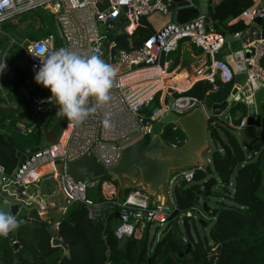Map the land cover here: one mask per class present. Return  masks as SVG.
Masks as SVG:
<instances>
[{
  "label": "trees",
  "instance_id": "trees-1",
  "mask_svg": "<svg viewBox=\"0 0 264 264\" xmlns=\"http://www.w3.org/2000/svg\"><path fill=\"white\" fill-rule=\"evenodd\" d=\"M250 6V0H220L214 7L217 21L212 24V30L222 36L244 32L247 26L240 20L231 25L227 22L238 18ZM19 15L22 20L27 19L24 18L26 16L29 18L31 26L26 34L29 41L56 36L53 16L43 8ZM34 23L37 28H34ZM125 23L126 19L121 15L109 34L117 49L136 50L154 33L145 17L140 18L130 34L123 29ZM15 27L6 22L0 39V50L3 51L0 52L5 54L6 63L0 74V84L11 96H16L30 79L26 65L22 67L19 64L25 60L24 48L12 40V44H8L11 38L8 31ZM214 85L217 86L216 91L212 90ZM230 90L231 83L222 84L215 76L212 81H197L187 91L174 94V97L193 98L209 107L223 102ZM159 97L160 94H157L153 102L141 110L145 118H148L150 110L159 107ZM27 103L15 108L25 109ZM246 112V106L237 103L226 119L215 118L211 120L214 125H209L215 144L210 158L212 175L221 180L224 192H212L210 195L229 201L228 204L217 203L218 206L211 209L214 221L209 232L210 240L190 237L189 228L192 224L195 229L196 225L193 218L185 216V213L199 208L203 195L201 183L207 178L206 172H196L192 183L181 182L172 189L175 208L179 216H183L184 236L191 245L188 253H185L187 246L182 239L178 217L163 227L155 225L151 228L153 224H145L138 238L116 239L114 230L119 208L101 194L102 182L112 180L105 176L92 181L93 185L86 192L87 199L107 205L97 218H88L85 205L75 202L60 216L57 230L51 229L48 220H29V223L13 230L11 239L0 237V264H264V144L247 151L234 134ZM0 115V166L6 175H11L28 150L48 144L45 143L43 129H49L55 117L37 116V126L23 123L25 129L19 132L16 129L19 121L13 114L0 112ZM256 126L264 134L261 118L256 119ZM221 131L223 137L219 134ZM161 139L169 146H180L185 136L171 124L163 128ZM112 181L118 191L115 201L122 203L130 192L138 191L131 188L122 191L117 182ZM231 184L232 190H229ZM53 238H59L67 249L52 246Z\"/></svg>",
  "mask_w": 264,
  "mask_h": 264
},
{
  "label": "built area",
  "instance_id": "built-area-1",
  "mask_svg": "<svg viewBox=\"0 0 264 264\" xmlns=\"http://www.w3.org/2000/svg\"><path fill=\"white\" fill-rule=\"evenodd\" d=\"M36 8H43L53 16L56 36L48 35L38 41H31L24 49L25 65L32 82L35 83V72L46 55L61 48L82 56L90 55L98 49L101 58L113 65L117 72L107 101L97 104L95 98H90V105H97L94 113L79 123L67 121L55 142L21 160L11 175H6L0 166V187L16 198L19 209L35 210L40 219L47 220V214L54 209L60 208L64 213L75 202L83 203L88 218L94 219L107 205L87 199L86 192L93 183H75L66 173L57 174L55 165L61 164L65 169L68 163L83 156H91L107 169L117 162L123 148L138 139H148L152 125L165 114L173 112L183 115L194 108H201L206 113V105L202 102L189 97H174V94H182L185 90L175 85L169 87L165 81L167 72L161 59L175 51L180 41L187 40L201 49L209 60L208 68L222 84L232 83L235 73L228 63L216 57L223 46V37L211 29L207 31L203 20L187 25H164L136 50L116 48L115 42L109 38L114 22L121 15L124 16L126 23L123 29L130 34L140 18L155 12L168 15V5L163 0H0V26L7 19ZM238 18L247 26L245 32L249 34L242 51H252L251 55L240 61L246 81L256 85L255 88H264V38L259 29L250 30L256 19L264 20V0L255 1ZM4 56H0V62H4ZM206 69L204 67L198 73L202 80L212 81L214 77ZM38 86L41 92L44 87ZM212 90L216 91L217 86L214 85ZM157 94H160V105L150 110L148 118H145L141 110L153 102ZM48 97L40 93L39 96L29 98L25 109L35 118L40 115L56 117V101H49ZM105 118L109 120L107 126L102 123ZM244 127L245 119H242L236 129ZM16 129L22 132L24 124L19 122ZM196 172H205V169L198 165L172 175L169 207L164 206L161 200L157 205L150 206L137 200L135 203L129 202L130 196L140 194L139 190L131 193L122 203L115 201L117 187L112 180L103 181L102 196L119 208L118 223L114 230L116 239L138 238L145 224L165 226L175 208L172 200L173 186L181 182L192 183ZM37 174L58 178L59 194L63 198L61 206L53 200L38 196L26 199L16 197L15 190L21 188L20 195L23 197L25 189L32 183L29 176ZM194 211L198 212V209H192L185 216L192 218ZM53 225V229L57 230L58 222Z\"/></svg>",
  "mask_w": 264,
  "mask_h": 264
},
{
  "label": "water",
  "instance_id": "water-1",
  "mask_svg": "<svg viewBox=\"0 0 264 264\" xmlns=\"http://www.w3.org/2000/svg\"><path fill=\"white\" fill-rule=\"evenodd\" d=\"M168 5L169 19L165 25H187L203 20L206 30H212V24L217 21V17L213 12V0H163ZM255 25L260 30V35L264 38V20L256 19ZM213 31V30H212ZM214 32V31H213ZM215 33V32H214ZM242 34L239 35V37ZM222 50L225 49L229 42L236 41L238 37L225 36ZM246 56L251 55L252 51L247 50ZM239 87V86H238ZM238 87H234L229 96L220 103H213L209 107L206 106V113L201 108L177 115L169 112L160 117L151 127V135L147 141L138 139L129 144L121 151L117 162L111 167L105 169L98 164L91 156H83L66 165L56 164L55 170L57 174L66 173L75 183H89L94 180L101 179L105 176L116 181L118 188L122 191L127 188H140L144 194L152 201V205H157L160 200L164 206L170 205V178L172 175L183 169L201 165L204 167L208 179L201 183L203 191L202 199H207L212 192V188L218 184L217 177L212 175V168L206 156L210 151L209 139L211 132L209 125H214L211 120L226 119L228 112L232 107V100L237 93ZM41 95L50 96L51 93L43 88ZM56 121L49 129H43L47 145L55 142L64 128L67 120L60 117L58 106ZM0 112L13 114L19 122L38 125L37 119L26 109H16L6 103L0 102ZM256 112L253 104L248 106V113L245 120V127L241 130L236 129L239 142L247 151L258 147L261 143L262 129L256 126ZM175 125L184 134L185 141L180 146H169L161 139V133L165 126ZM212 141V139H211ZM45 146L33 148L26 152V157L44 149ZM22 158L21 160H24ZM223 185V184H222ZM21 189V188H19ZM22 190L19 191V194ZM22 198V195L19 196ZM0 200L6 202L10 206L11 212L19 221H23V217L27 220H39L35 210L25 211L19 209L16 198L0 187ZM107 207V206H106ZM105 207V208H106ZM201 210L207 217L211 218L214 214L206 203H202ZM25 214V215H24ZM178 211L173 208L168 217V221L178 217ZM119 214L116 213V219ZM24 219V220H25ZM200 226H205L203 220H199ZM20 225V224H19ZM13 230L8 233L7 238L11 239ZM182 239L186 242V252L190 250V243L185 236ZM51 245L67 249L66 245L59 239L53 238ZM181 256V254H180Z\"/></svg>",
  "mask_w": 264,
  "mask_h": 264
},
{
  "label": "crops",
  "instance_id": "crops-1",
  "mask_svg": "<svg viewBox=\"0 0 264 264\" xmlns=\"http://www.w3.org/2000/svg\"><path fill=\"white\" fill-rule=\"evenodd\" d=\"M219 1L220 0H213L212 3L213 12H214V7L219 3ZM250 1L252 6V4L257 0H250ZM145 19L147 20L153 31L156 32L167 23L169 19V15H162L155 12L150 14L149 16H146ZM237 20H240L242 22V19L236 18L231 21H228L227 24L231 25L235 23ZM251 28L252 30L259 29L256 25H252L250 27V30ZM239 34L242 35L240 37L238 36V39L236 41L229 42L226 45L225 49L222 50L223 46H221L216 57L217 59L228 63L235 73L234 80L231 83V90L235 86L236 87L239 86V87L236 91L237 93L233 97L232 107L237 103L244 104L247 108V112L246 115L243 117V119L246 120L248 113V106L253 104L255 107L256 117L261 118L262 122L264 123V88L263 87L255 88L256 85L254 86V84L250 85L249 83H247L246 76L244 74V68L240 64V61H242V59L245 58L247 54L246 53L247 51H242V48L246 42V39H248L249 34L247 31L241 32ZM234 36H229V37H234ZM222 37L224 38L225 36ZM161 64L163 65V67L166 69L167 72V76L165 78L167 85L169 87L175 85L178 89L185 91H187L197 81L202 80V76L199 75L198 72L204 67L207 68L206 69L207 73H211L213 77L216 76L214 75L215 73L210 71V68H208L209 66L208 58L202 53L201 49L194 46L189 41H184V40L180 41L175 51L171 52L169 55H167L166 57L164 56L161 59ZM262 75H264V67L262 68ZM220 133L223 135L222 131ZM262 137L263 140L261 141V139L259 138V142L261 144H264V134H262ZM207 160L209 161V164L211 165L212 168L211 159L207 158ZM50 179L52 178L48 176H42V175L40 176L38 174L29 176V180L32 181V183L28 186L27 189H25L26 194L23 195L22 198L26 199L29 196H38L41 198L49 199L51 201L53 200L58 205L61 206L63 203V198L59 194L58 184H53V186H49L48 185L49 181L47 180ZM56 179L58 181V178ZM20 190L21 189L15 190L16 197L20 196L19 194ZM135 196H136V200L139 201L140 203L144 202L148 205L153 204L149 197L147 198L142 194ZM62 214L63 212L62 210H60V208L54 209L47 214L46 219L51 224V229L53 231H54L53 224L55 222H58ZM27 223H29V220L25 219V221L23 220L22 223H20V225H25Z\"/></svg>",
  "mask_w": 264,
  "mask_h": 264
},
{
  "label": "clouds",
  "instance_id": "clouds-1",
  "mask_svg": "<svg viewBox=\"0 0 264 264\" xmlns=\"http://www.w3.org/2000/svg\"><path fill=\"white\" fill-rule=\"evenodd\" d=\"M5 67L6 63L0 62V72ZM116 72L113 65L101 58L98 49L82 56L61 48L41 61L34 81L49 90L48 100L56 101L61 118L79 123L97 109L96 104L90 105V98H95L97 104L109 99ZM102 123L107 126L109 120L105 118ZM20 223L10 206L0 200V237H6Z\"/></svg>",
  "mask_w": 264,
  "mask_h": 264
},
{
  "label": "rangeland",
  "instance_id": "rangeland-1",
  "mask_svg": "<svg viewBox=\"0 0 264 264\" xmlns=\"http://www.w3.org/2000/svg\"><path fill=\"white\" fill-rule=\"evenodd\" d=\"M24 18H27V19L22 20V17L19 15V16H13V17L7 19L6 21H4L0 26V39L4 35V33L2 31L3 26L6 22H8L9 24L16 26L12 30L8 31V34L11 36L10 40H8V44H12V42L19 43V45L25 49L26 46L28 45V43L31 42V41H29V39H27V36H26V34L28 33V31L30 29L29 27L31 25L29 23L28 16H26ZM33 26H34V28L38 27L37 24H35V23ZM55 30H56V28H55ZM11 40H12V42H11ZM184 41H187V40H184ZM0 51L3 52L2 50H0ZM1 52H0V56H2L4 54ZM25 63H26L25 60H21L19 62V64L22 67L25 66ZM3 94L5 97L3 96ZM11 95L12 94L8 90L2 89V87H1V89H0V100H2L4 103H6L12 107H21V106H24L25 102H27L29 98H31L33 96H39L40 95V87L29 79L27 81V83L20 89V91L18 92V94L16 96H11ZM0 117H1V115H0ZM56 118H57V116L55 117V121H56ZM219 134L221 137H223V135L221 133H219ZM234 134H236V130H235ZM45 143H48V142L45 140ZM209 147H210V151L207 154L206 158L210 159L212 152L215 150V144L211 141V137L209 139ZM49 177L52 178L50 180H47V181H49V183H48L49 186H53V184H58V181L56 179L57 177H55V176H49ZM208 178H209V176H207L206 179H208ZM217 182H218V184L212 188V192H219L220 194H224L223 188H222V182L219 178L217 179ZM135 189L139 190L140 195L142 194L145 196L144 192L140 188H135ZM228 189L232 190V184L229 186ZM131 193H133V192H130V194ZM204 202L206 203L207 207H209L210 209H213V208L218 206L217 203L224 202V203L228 204L229 201H227L223 197H217L214 195H209V197L207 199L201 198V200L199 201L198 212L194 211L193 215H192V218L195 222L196 227L194 229L193 225L190 223L191 226L189 228V235L194 240H196L198 237L202 240L203 239L210 240L209 239V232H210V229L213 225L214 219L212 217L211 218L207 217L206 214L202 212L201 206H202V203H204ZM24 219L25 218L23 217L22 220H24ZM199 220H203L206 223V225L200 226L198 224ZM178 221H179L178 226H179V228L182 231L183 236H184V233H185L184 228L185 227L183 224V216H178ZM154 227H156V226L155 225L151 226V228H154Z\"/></svg>",
  "mask_w": 264,
  "mask_h": 264
},
{
  "label": "bare ground",
  "instance_id": "bare-ground-1",
  "mask_svg": "<svg viewBox=\"0 0 264 264\" xmlns=\"http://www.w3.org/2000/svg\"><path fill=\"white\" fill-rule=\"evenodd\" d=\"M135 201H136V196L135 195H132V196L129 197V202L135 203Z\"/></svg>",
  "mask_w": 264,
  "mask_h": 264
}]
</instances>
